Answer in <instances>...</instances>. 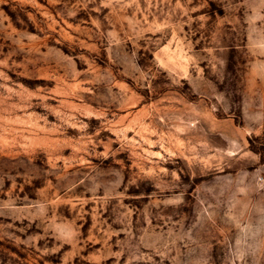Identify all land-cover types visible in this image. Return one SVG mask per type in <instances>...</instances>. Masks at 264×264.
Returning <instances> with one entry per match:
<instances>
[{"label":"rangeland","instance_id":"1","mask_svg":"<svg viewBox=\"0 0 264 264\" xmlns=\"http://www.w3.org/2000/svg\"><path fill=\"white\" fill-rule=\"evenodd\" d=\"M0 264H264V0H0Z\"/></svg>","mask_w":264,"mask_h":264}]
</instances>
